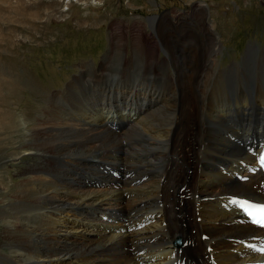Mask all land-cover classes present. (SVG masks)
I'll return each instance as SVG.
<instances>
[{"label": "bare ground", "instance_id": "6f19581e", "mask_svg": "<svg viewBox=\"0 0 264 264\" xmlns=\"http://www.w3.org/2000/svg\"><path fill=\"white\" fill-rule=\"evenodd\" d=\"M207 16L203 4L165 16L171 31L160 37V45L166 56L149 63L164 65L154 73L165 80L164 88L136 79L126 91L114 90L117 100L124 94L139 96L144 108L149 100L159 101L121 134L133 142L134 159H145L142 167L133 166L141 171L135 177L109 182V177L97 176L99 182L81 183L82 173L96 177L92 167L97 165L87 154L121 144L120 135L93 109L91 115L79 113L76 119L63 120L55 110L38 119L29 147L40 162L29 165L14 197L0 194V233L11 250L0 254V264H253L264 259L250 249L264 231L247 223L234 203L239 196L264 199V175L249 173L255 167L253 152L259 153L264 144L255 143L264 136V79L259 82V75V85L252 89L219 82L224 79L216 58L221 41ZM202 23L208 31L196 35ZM192 24L194 30L189 28ZM184 32L188 35L179 39ZM138 45L145 46L142 41ZM251 59L248 56L240 70L247 71ZM257 60L259 71L264 58ZM87 76L89 72L72 80L69 92L74 93L75 85ZM110 90H104L105 101L113 95ZM88 107L81 104L76 110ZM81 137H95L101 144L81 149L76 145ZM76 154L86 155L74 158H81L76 161L80 168L60 173V160ZM154 163L162 168L149 175L146 166ZM146 173L147 180L137 181ZM92 209L99 211L93 214ZM102 211L109 220L100 217ZM149 219L147 226L130 231ZM176 238L182 242L179 248Z\"/></svg>", "mask_w": 264, "mask_h": 264}, {"label": "rangeland", "instance_id": "374dc122", "mask_svg": "<svg viewBox=\"0 0 264 264\" xmlns=\"http://www.w3.org/2000/svg\"><path fill=\"white\" fill-rule=\"evenodd\" d=\"M197 4L207 8V17L215 24L221 41L216 58L224 79L219 82L233 89L256 88L259 75V82L264 79V68L260 65L259 71L255 69L257 59L264 58V0H0V194L6 192L9 198L14 197L20 182L27 178L29 165L40 162L37 152L29 145L36 137L35 127L42 115L49 117L51 110H55L63 120L69 117L76 119L79 113L91 115L93 108L86 100L93 95L90 91L101 92L105 100V89L111 88L108 93L116 97L119 91L126 89V85L132 86L136 79H141V84L145 82L148 85L149 82L164 88L165 80L154 74L164 70V65L155 62L149 66V63L151 60L154 62L155 57L166 56L160 45V37L171 31L169 19L165 16L171 11H189ZM195 26L192 24L189 28L194 30ZM207 31L208 27L202 23L196 35ZM187 32L179 39L185 38ZM140 41L145 46H139ZM111 45L114 46L112 49ZM149 52L154 53L153 56H147ZM250 55L253 59L248 70H240ZM206 70L211 72L210 68ZM86 72L90 76L75 85L73 94L69 92L71 80L80 79ZM110 77L112 79L108 81ZM86 81L90 85L87 86ZM263 84L264 80L260 82ZM126 98L124 94L123 103ZM78 104L89 107L77 111ZM142 121H137V125L140 126ZM122 133H117L121 144L104 145V152L87 154L97 165L92 167L94 176L109 177L101 166L106 162L125 167L126 172L135 165L142 167L145 164L143 157L134 159L133 142L121 137ZM94 138L81 137L76 145L81 149L100 145L101 141H94ZM36 144L47 153V149L38 142ZM157 155L162 153L159 151ZM81 156L86 155L62 158L63 170L60 173L66 172L67 168L76 172L80 168L76 161L81 158H74ZM100 166L103 170L99 169ZM161 168L162 165L157 163L146 166L149 175L158 173ZM86 177L89 176L81 174V183ZM2 205L0 197V208ZM91 211L95 214L94 211L99 210ZM3 227L4 222L0 218V232ZM1 253L9 255L11 250L5 246L0 233Z\"/></svg>", "mask_w": 264, "mask_h": 264}]
</instances>
